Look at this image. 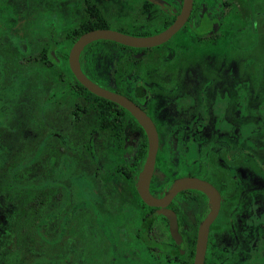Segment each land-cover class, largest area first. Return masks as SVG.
<instances>
[{
	"label": "flooded vegetation",
	"instance_id": "1",
	"mask_svg": "<svg viewBox=\"0 0 264 264\" xmlns=\"http://www.w3.org/2000/svg\"><path fill=\"white\" fill-rule=\"evenodd\" d=\"M180 18L158 45L99 39L80 56L86 75L156 126L149 189L166 200L148 204L146 129L78 90L59 55L70 34L146 37ZM18 19L37 42H24ZM182 179L213 196L186 186L169 197ZM211 214L203 264H264V0H0V244L14 221L16 240L36 232L24 264H196Z\"/></svg>",
	"mask_w": 264,
	"mask_h": 264
},
{
	"label": "water",
	"instance_id": "2",
	"mask_svg": "<svg viewBox=\"0 0 264 264\" xmlns=\"http://www.w3.org/2000/svg\"><path fill=\"white\" fill-rule=\"evenodd\" d=\"M183 18H180L174 25L170 28L156 35L146 36V37H138L133 35H128L116 30L112 29H95L92 31H88L83 33L73 44L70 55H69V63L70 67L77 77V79L87 87L91 92L115 101L125 108H127L144 126L146 132L148 133L150 144H149V152L144 168L140 174L139 178V192L142 198L148 204L155 203H163L165 200L155 201L153 196L150 193V180L154 171V166L156 162V156L158 151V133L156 126L150 116L134 101L129 99L128 97L116 93L114 91L108 90L96 82H94L86 73L83 71L80 63V56L84 48L91 42L99 40V39H111L115 40L127 45L131 46H154L168 40L182 25ZM197 187L209 192L213 196V187L202 180L198 179H182L177 185L174 187L172 192L168 194L171 197L177 190L183 187ZM168 197V198H169ZM216 207L213 208L212 213L214 214ZM212 221V214L205 219L202 223L199 231L198 243H197V257L196 264H203L206 249H207V241H208V232L209 227Z\"/></svg>",
	"mask_w": 264,
	"mask_h": 264
},
{
	"label": "trees",
	"instance_id": "3",
	"mask_svg": "<svg viewBox=\"0 0 264 264\" xmlns=\"http://www.w3.org/2000/svg\"><path fill=\"white\" fill-rule=\"evenodd\" d=\"M81 36V33H75V34H70L67 36V40L70 42V47L73 44V41L75 42L79 37ZM48 57H51L49 53H47ZM61 58V69L65 72V74L72 75L74 76V73L72 72L70 65H69V50L65 52V54L59 55ZM53 58V57H51ZM63 74V72H62ZM76 82L79 84L78 90H85L89 93H91L84 85H82L77 79ZM93 96L98 97L97 95L93 94ZM35 158H33L34 160ZM36 186V185H32ZM12 187H15L14 183H12ZM14 194V193H13ZM18 236L16 242H15V247L10 250V254L8 255H0V264H24V254L23 251L24 249H28L30 251H36L38 249V244L35 239V228H33L31 231H29V237L26 238L24 235ZM17 233V232H16ZM32 264H38L35 261L34 257V263Z\"/></svg>",
	"mask_w": 264,
	"mask_h": 264
},
{
	"label": "rangeland",
	"instance_id": "4",
	"mask_svg": "<svg viewBox=\"0 0 264 264\" xmlns=\"http://www.w3.org/2000/svg\"><path fill=\"white\" fill-rule=\"evenodd\" d=\"M17 22L15 23V25H17V28L18 29H22L24 27V42L26 43H32V42H37V35H32L30 33V29H27L25 26V24H27L28 21L24 20V22L20 19L16 20ZM28 22V23H29ZM29 30V31H28ZM11 159V158H10ZM13 225L10 226V230H9V238L8 240H10L9 242H5V243H2L0 244V250L2 249L3 246L6 245L7 248H9V250L13 249L15 247V242H16V230H17V227H14V225L16 224V222H12ZM7 250V251H9ZM10 254V252L8 253ZM27 254H24V257H26ZM25 259V258H24ZM31 260V258L29 259V261Z\"/></svg>",
	"mask_w": 264,
	"mask_h": 264
}]
</instances>
